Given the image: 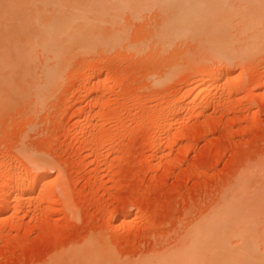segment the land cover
Segmentation results:
<instances>
[{"label":"rangeland","instance_id":"374dc122","mask_svg":"<svg viewBox=\"0 0 264 264\" xmlns=\"http://www.w3.org/2000/svg\"><path fill=\"white\" fill-rule=\"evenodd\" d=\"M135 9L141 15L120 24L122 44L75 56L50 97L47 90L42 100L32 93L3 99L16 105H0V192H10L0 213V264L103 257L140 264L166 256L239 178L259 202L253 225L264 237V50L220 62L233 75L209 95L197 91L193 108L197 67L163 86L155 79L172 64L185 66L197 41L158 51L151 42L162 9L145 1ZM34 171L46 178L17 200L12 186Z\"/></svg>","mask_w":264,"mask_h":264},{"label":"bare ground","instance_id":"6f19581e","mask_svg":"<svg viewBox=\"0 0 264 264\" xmlns=\"http://www.w3.org/2000/svg\"><path fill=\"white\" fill-rule=\"evenodd\" d=\"M142 1L151 3L163 11L158 15L162 19L160 31L156 36L152 34L155 39L151 42L152 45L155 41L153 48L158 45L156 47L158 51L163 49L164 53H168V49L173 45L197 41V43L194 41L198 45L193 47L194 50L197 48L195 51L192 49L194 53L190 50L193 55H189L185 47L187 53L183 54L189 56L186 61L184 55L185 66L183 65L185 62L179 65H177L179 62L172 64L170 68L172 66L173 69L166 71L168 72L165 73L166 76H158L156 81L154 80L155 84L163 86L168 77L172 79L183 74L191 76L193 74L189 73L197 67L198 76L195 74V79L198 77L199 80L194 81L190 88L193 94L196 93L193 97V108L196 107L199 98L197 91L205 90L209 95L211 85L213 87L218 80L233 75V69L225 64L219 65L220 62H233L236 58L238 60L240 55H244L240 57L242 59L245 56H255L261 51L263 53L264 0H0L1 108L5 107L4 100L13 95L15 100L16 95L25 98V95L32 93L37 98L40 95L39 98L42 100L47 90L49 92V86H56L55 83L62 80L65 71H68L71 65L69 62L72 63L75 56L93 54L92 52L98 48L121 45L125 30L120 28V24L126 20L125 16L133 20L134 17L141 15L135 7ZM132 50L136 52V48ZM137 50L142 52V49ZM173 50L175 52V48ZM39 57L46 61L44 65L45 61L41 60V66L44 65L41 71H38L42 68L39 65ZM94 73L97 75L95 71ZM38 79H41L42 85ZM28 99L26 97L25 101ZM8 101L14 103L13 100ZM10 102L4 105L8 103L12 106L13 103ZM30 105L32 106V103ZM33 107L35 108V105ZM12 108L9 110H13ZM39 172L31 173L28 177L24 175V179L20 174L18 182L14 180L16 183L12 189L17 200L25 193H28L29 197L32 196L40 181L46 178ZM239 179L230 187L228 194H224L221 202L206 216L200 218L190 232L188 231V240L181 244L182 247L179 245L180 248L165 252L168 253L166 256L159 257L157 254V259L143 260L144 262L140 264H264V237L258 238L253 225L254 218L259 215L256 210L259 204H256L254 195L251 198V194L247 195L248 189L245 192L246 188L244 190ZM4 192H0V213L7 209L5 206H8L9 202L6 194L10 192L7 191L6 194ZM94 248L96 247L92 249ZM96 254L94 253L95 257ZM94 256L92 254L88 260ZM103 258H100L101 261L93 258L96 263L91 260V264L109 263L108 259L105 258L104 261ZM54 263L56 264V261Z\"/></svg>","mask_w":264,"mask_h":264}]
</instances>
